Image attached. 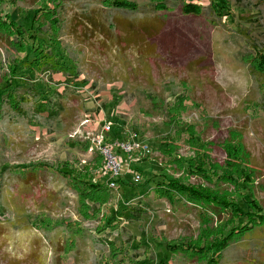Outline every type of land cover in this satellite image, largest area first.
<instances>
[{
  "label": "rangeland",
  "instance_id": "1",
  "mask_svg": "<svg viewBox=\"0 0 264 264\" xmlns=\"http://www.w3.org/2000/svg\"><path fill=\"white\" fill-rule=\"evenodd\" d=\"M127 1L138 9L0 0V20L9 15L25 29L43 8L35 25L46 41L26 60L18 36L10 46L0 30V81L16 73L21 109L0 95V264H206L223 231L250 235L220 264H264V219L255 216L264 212V75L249 68L254 50L264 54V0H226L221 16L211 0H162L167 10L158 12L155 0ZM183 2L202 14L183 15ZM41 55L74 76L19 73V61L37 66ZM104 125L110 145L126 135L150 149L128 156L113 146L121 164L114 190L95 144ZM29 167L36 175L24 178ZM163 175L208 195L206 204L156 197ZM95 182L111 194L100 212L116 219L113 228L82 214L96 206L88 200ZM243 196L254 218L236 212ZM165 245H176L174 255Z\"/></svg>",
  "mask_w": 264,
  "mask_h": 264
},
{
  "label": "trees",
  "instance_id": "2",
  "mask_svg": "<svg viewBox=\"0 0 264 264\" xmlns=\"http://www.w3.org/2000/svg\"><path fill=\"white\" fill-rule=\"evenodd\" d=\"M61 0H57V2H60ZM101 1V5L105 6L108 9H114V10H120V11H124V12H134L138 9L137 5H135L134 3H131L127 0H100ZM59 4V3H58ZM61 4V2H60ZM154 6H152V10L154 12H158V11H165L167 10L166 6L164 5L162 0H155V2H153ZM209 10L211 11L212 14L214 15H219L221 16V12L222 11H227V1L226 0H211L210 1V5H209ZM181 13L183 15L186 16H199L202 14V7L192 4L191 2L186 3L183 2L182 6H181ZM44 13V9L40 8L38 10H33L32 12V16L30 19V27L28 28H24L23 26H21L20 24H18L16 21L12 20L11 17L9 15L5 16L4 20H0V30L3 33H6L5 35V43H7L10 46H14V42L10 41V37L13 36H18V39L21 40L18 42V47L20 48L19 51L21 52H25V58H27L26 60H28V58L30 56H32L35 51H36V47L39 44H44L45 38H39L37 37V33H38V27L35 25V20L39 17V16H43ZM55 25L59 26V22H56V20H54ZM57 32L60 33V27H58ZM22 35V36H20ZM20 37H22V39H20ZM20 42H23V44H19ZM16 44V43H15ZM23 46V47H22ZM22 49V50H21ZM255 52V56L253 58L250 59V67L253 71L258 72V73H262L264 75V54L263 52H261L260 50H254ZM42 58L41 60L37 57H35L34 60H37V62L35 63L37 66H33V64L30 65V63H32L31 61L25 62V61H19L18 62V67H19V73H22V67L24 68L23 70V75L27 76V73H35L36 70H39V68L42 70V72H47V71H51L52 73H56V74H62L65 76H74L73 75V68L72 67H67V65L63 62H59L57 61V59H53L52 57L48 56H44L41 55ZM258 60V61H257ZM16 73H13V75L11 77H9L8 79H4L3 81H0V95H3L2 100H5L9 109L19 113L20 112V103L17 100V96L15 95V84L18 83V81L15 79L16 78ZM15 79V80H14ZM1 84H3V87L1 86ZM6 94V95H4ZM6 96V97H4ZM1 103V102H0ZM41 112V111H40ZM234 155H236V152H234ZM99 156V155H98ZM101 159L102 157L99 156ZM237 157L239 158V160L243 159L242 155L240 153H238ZM103 161V159H102ZM242 161V160H241ZM27 168V167H25ZM23 168V169H25ZM32 167H29L28 172L30 174H26L23 177L27 178L29 175L35 176L36 174L33 173L32 171ZM138 172H140V174L142 175L143 172L140 169H135ZM71 173H67V176H70ZM101 175V173H100ZM102 176V175H101ZM157 176V175H155ZM31 178H35V177H31ZM160 178V177H158ZM156 178V179H158ZM161 179V178H160ZM159 186V187H158ZM166 186V188L168 190H163L160 191L162 188H164ZM90 187L93 188V191L90 193V202H92L95 206V208H84L82 211V214L84 215V218L86 219L89 216H93L94 218H96L95 220L100 221V223L103 224V228L105 227H109V228H113L116 225V219L112 216H108V215H103L100 211H101V207L106 206L109 201H110V195L108 190L105 188V185H102V183H91ZM155 191L153 192L155 194V196L159 199H163V197L166 198V200H168L169 202L172 201L171 197H170V193L172 196V192H174L175 194H179L181 196V198L185 199L188 203L191 204L192 207H197L199 208L200 206L206 204V200L208 198V195H202L192 189H189L187 187H180V183H177V181L171 180L167 177H165V175L162 176L161 181H158L155 184L154 187ZM186 192V194H185ZM187 194H189L190 196L193 195H197L196 198L191 199ZM245 196V195H244ZM244 196L241 200L237 201L235 203V210L236 212H238L240 215L242 214L243 216H249L250 218H254V214L252 213V201H246L244 199ZM251 198V197H250ZM243 203L246 207L245 210H243L240 206V204ZM247 210V212H246ZM256 219L262 220L264 219V212L259 211L256 215ZM82 232V231H80ZM250 234L247 233L246 235L244 234L243 236H241L239 239L236 238H232V231L225 233L223 231L221 237L219 238V241L217 243V252L215 254L214 257H212V259H208L206 264H220L223 260V256L224 254H226L228 252V250L230 249L231 246L236 245L237 243L241 242L245 237L249 236ZM75 237L74 235L72 236H66V241L68 240L69 242L73 241L72 244H70L69 242H66V246L64 247L63 252L65 254H68L73 248H74V244L75 243ZM65 244V243H64ZM176 245H165V248L169 251L172 252V254L174 255L173 252H175V250H177V248H175ZM130 264H137V263H133L130 262Z\"/></svg>",
  "mask_w": 264,
  "mask_h": 264
},
{
  "label": "built area",
  "instance_id": "3",
  "mask_svg": "<svg viewBox=\"0 0 264 264\" xmlns=\"http://www.w3.org/2000/svg\"><path fill=\"white\" fill-rule=\"evenodd\" d=\"M110 132V126L104 125V127L98 132L95 138L96 148L98 155L103 159L102 170L109 179L107 181L108 188L111 190L116 189V180L121 173V164L117 156L115 155L113 146L119 149V151L127 154L128 156L138 154L140 156H146L150 153L149 147L141 142L135 141L133 138L122 137L114 145H110L108 134ZM124 136V133H122ZM114 147V148H115ZM142 180V175L137 170L132 172L131 182L138 184Z\"/></svg>",
  "mask_w": 264,
  "mask_h": 264
}]
</instances>
